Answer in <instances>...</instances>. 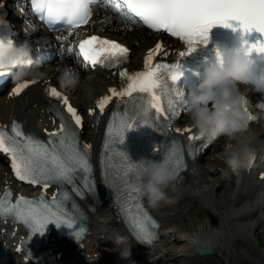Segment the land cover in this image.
<instances>
[{"label": "snow or ice", "instance_id": "obj_1", "mask_svg": "<svg viewBox=\"0 0 264 264\" xmlns=\"http://www.w3.org/2000/svg\"><path fill=\"white\" fill-rule=\"evenodd\" d=\"M92 3L93 0H32V6L41 14L42 19L47 20L49 25H55L66 18L69 29H75L89 22L92 16ZM116 6L118 9L130 12L134 20L150 29L166 30L167 33L189 43L203 40L207 44L209 30L215 24L232 27L229 21L233 19L241 22L240 27L245 32L252 29L264 32V0H117ZM2 22L0 20V23ZM61 39L66 38L61 37ZM7 42L12 43L13 41L8 40ZM3 43L4 41L0 40V44ZM244 43L248 44L247 41ZM162 47L163 42H159L154 48L148 50L142 70L130 72L127 68H123L120 75L127 79V86L122 89L111 87L109 94L97 100L98 109L103 111L114 97H133V93L145 94L141 97V103L134 104L127 113L121 115L115 128L111 123L109 124L110 136L115 135L119 139H124L126 132L137 127L141 121L157 127L164 117H167L164 126H170L172 120L180 115L182 109L190 110L184 90L179 87L173 88L166 79L167 74L170 73L171 82L180 80L184 75L180 70V64L169 65L163 62L153 64L154 56ZM192 50H194V45L188 49L189 52ZM79 51L93 67L108 63L118 65L122 60L127 59L130 53V49L125 44L95 34L80 41ZM248 51L264 53V41L252 43ZM164 55L168 53L165 52ZM180 55H184V52ZM217 55H219L218 50ZM6 71L0 67V74ZM29 83L32 82L21 83L16 91H21ZM50 94L66 105V111L71 115L74 124L82 127L84 118L70 102L69 97L55 87L50 88ZM164 97H166V103L162 102ZM90 111L96 112L97 109L93 108ZM60 116L59 127L49 133L50 143L26 135L20 130L18 124L14 125L16 136L9 137L4 132H0V149L11 155L16 176L22 181L42 185L45 191L52 182H68L76 186L74 176L77 171L87 173L92 169L89 155L85 151L90 149L91 145L85 143L82 149L74 128L64 118L63 113ZM175 131L191 132L192 130L176 128ZM192 138L195 139V136ZM105 147H107V141H105ZM163 151L164 162L179 171L181 155L175 150L174 145ZM125 160L126 163L118 172L121 183L129 189L125 193L128 199L124 201V207L131 217V222L137 226L138 235L150 242L154 238L150 225L155 221L151 220L144 209L140 197L141 192L137 185L153 161L148 164L141 161L137 164L127 156ZM77 190L80 191L78 186ZM11 195V190L5 193L6 197ZM68 199L67 191H62L51 200L43 194L35 199L20 195L14 203L8 199L0 200V212L13 213L18 219L28 224L34 232L43 233L46 225L52 220H55L58 225L66 223L72 226L75 224L76 215L70 214L66 207Z\"/></svg>", "mask_w": 264, "mask_h": 264}, {"label": "bare ground", "instance_id": "obj_2", "mask_svg": "<svg viewBox=\"0 0 264 264\" xmlns=\"http://www.w3.org/2000/svg\"><path fill=\"white\" fill-rule=\"evenodd\" d=\"M98 17L102 20V26L99 24L97 25V28H103L106 33L120 37L133 46L135 45L136 47L134 46L133 48L140 53H142V50L146 49L149 45L153 44L158 35L156 32L147 29L139 21L134 20L125 12H115L114 15L104 13L100 14ZM125 22L129 23L132 26V29H129V25ZM61 36L62 35L59 33H54L52 42L47 43L42 41L41 45L36 43V47L40 46L41 54L43 55H35L33 59L34 64L31 67L25 65L22 70L28 74H32L33 70L40 71L43 73L42 77L44 82L51 79L53 83L59 82L60 84L59 75L62 69L68 64L73 66V68L81 75L82 85H76L66 90L71 94L73 99L76 100L79 106L86 108L87 104L92 102L94 97L102 93V90L107 87L108 83L113 82V79L107 72L102 70L87 71L86 65H84L83 61L76 56V51L69 46L70 42L65 39H61ZM48 51L51 52L50 54H52L54 59L57 61L44 60L46 59L45 55H47L45 53ZM132 58L136 61L138 58H141V54ZM38 110L39 107L33 108L36 116L33 114L28 115L30 120L29 124L35 123L41 116L43 117L42 124L45 125L47 123V115L45 113L42 115L39 114ZM3 112H8L5 97L0 98V113ZM252 134L253 133H251V135ZM97 140L99 139L97 138ZM233 141L237 142L236 138H234ZM220 157L221 154L216 157L214 165H224V163L219 162ZM216 167L217 166H214L213 169L205 168L199 171L197 175L199 180L197 184L200 186L199 188L202 194L205 196V194L209 193L211 196H207L208 199H213L216 196L215 187H217V190L218 186L221 185L219 184V180L222 177H228L225 175L223 169L219 171ZM237 172L241 177V181L238 184L237 191L235 192L236 197L244 196L248 199L251 198V200L254 199L253 207L254 210H257L261 204H264V195L262 194L263 191L260 190L263 188V183L259 181L253 173H249V176L247 173L244 174L242 171ZM191 178L192 177L189 176L188 182L186 183V185L190 184V186L183 187L185 185L183 184L181 187H177L174 192L169 193L171 196L175 197L174 200H176V204L166 202L163 206L154 207L156 213L161 218L163 228L161 230L162 233L159 240L149 247L138 244L130 236V233L123 224L116 209L106 203H102L101 209L98 212L99 216L96 220L95 242L97 244L92 247L93 252L99 253V258H95V262L93 264H114V258H117V256L123 262L125 261V264H173L174 261L176 262L177 260H181L183 262L182 264H188V260L195 254L193 252L195 243L212 244L213 246H216L218 241L221 243V240L228 235V232L223 229H218L212 218L211 220H206L204 222L200 231L186 233L189 236L188 238L184 237V234L182 235L178 231V218L182 215L183 211L185 212L187 202H189L192 196L191 186L193 183H190ZM252 218V211H246L245 214H243V217H236L237 221L244 222H248ZM262 222H264L263 219ZM117 233L129 237V240L132 243L131 256L124 257L117 250L114 241V237ZM103 235L104 237H102ZM221 236H223V238ZM226 239L228 238L226 237ZM107 243L111 245V249H108L107 246H105ZM76 255L77 253L72 255V252L66 254L64 257L65 263L86 264V256L83 258H77ZM13 260V262L8 261L4 262V264H19L18 258L14 257Z\"/></svg>", "mask_w": 264, "mask_h": 264}, {"label": "clouds", "instance_id": "obj_3", "mask_svg": "<svg viewBox=\"0 0 264 264\" xmlns=\"http://www.w3.org/2000/svg\"><path fill=\"white\" fill-rule=\"evenodd\" d=\"M31 30L36 26L25 21ZM25 28V31H28ZM218 62L210 64L193 93L188 104L189 119L202 137L210 141L221 135L236 138V144L229 146L224 159L233 169H249L253 166L257 149L250 134L251 122L264 116V111L253 112L249 91H264V73L253 70L254 61L247 46L239 48L218 49ZM32 45L25 41L22 44L4 42L0 44V67L6 72L15 71L14 79L22 77L23 65H33ZM34 78L43 75L33 70ZM60 85L64 89L82 85L81 75L72 66H66L59 75ZM223 86L222 95L217 98V87ZM264 110V100L256 105ZM177 172L163 161H153L142 175L137 185L140 192L153 207L171 202L175 197L168 192V187L177 180ZM117 250L124 257L131 256L132 243L126 235L117 233L114 237Z\"/></svg>", "mask_w": 264, "mask_h": 264}, {"label": "rangeland", "instance_id": "obj_4", "mask_svg": "<svg viewBox=\"0 0 264 264\" xmlns=\"http://www.w3.org/2000/svg\"><path fill=\"white\" fill-rule=\"evenodd\" d=\"M48 53L50 54L51 52L48 51L45 54ZM52 60L57 61L56 59ZM247 175L250 176V174ZM187 186H190V184ZM191 187L193 190L194 187L199 188L200 186L192 184ZM215 192L216 196L213 199H207V203L201 198H192L188 202L185 212L183 211L178 218L179 229H177L179 233L184 234L183 236L188 238L189 236L186 233L200 231L204 222L212 218L218 229L228 232V235H226L228 239L221 236L224 240L221 238L223 242L222 240L221 243L218 241L216 253L195 255L191 258L192 260H188V264H227V261L224 262L220 254L229 258L231 264H264V224L256 219H250L248 222L237 221L236 219V217H239L242 208L251 203V198L239 208L237 202L236 205L230 202L228 188L219 192L218 189H215ZM204 198H207V194H205ZM242 199L245 200L244 197ZM182 263L181 260H177L173 264Z\"/></svg>", "mask_w": 264, "mask_h": 264}, {"label": "water", "instance_id": "obj_5", "mask_svg": "<svg viewBox=\"0 0 264 264\" xmlns=\"http://www.w3.org/2000/svg\"><path fill=\"white\" fill-rule=\"evenodd\" d=\"M195 249H196V251L198 253H206V252H212V251H214V249L212 248L211 245H208L206 247L196 246Z\"/></svg>", "mask_w": 264, "mask_h": 264}]
</instances>
